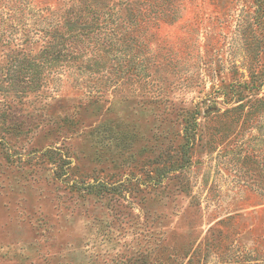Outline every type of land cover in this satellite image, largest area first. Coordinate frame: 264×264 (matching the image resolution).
<instances>
[{
    "label": "rangeland",
    "instance_id": "374dc122",
    "mask_svg": "<svg viewBox=\"0 0 264 264\" xmlns=\"http://www.w3.org/2000/svg\"><path fill=\"white\" fill-rule=\"evenodd\" d=\"M0 264H264V0H0Z\"/></svg>",
    "mask_w": 264,
    "mask_h": 264
}]
</instances>
